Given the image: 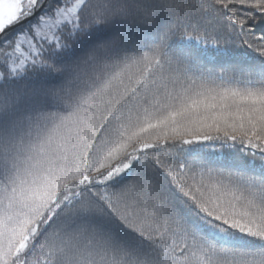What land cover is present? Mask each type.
I'll use <instances>...</instances> for the list:
<instances>
[{"label": "snow or ice", "instance_id": "obj_1", "mask_svg": "<svg viewBox=\"0 0 264 264\" xmlns=\"http://www.w3.org/2000/svg\"><path fill=\"white\" fill-rule=\"evenodd\" d=\"M261 25L264 0H0V264H264Z\"/></svg>", "mask_w": 264, "mask_h": 264}, {"label": "trees", "instance_id": "obj_2", "mask_svg": "<svg viewBox=\"0 0 264 264\" xmlns=\"http://www.w3.org/2000/svg\"><path fill=\"white\" fill-rule=\"evenodd\" d=\"M264 27V25H261ZM227 62H236L240 65H259L261 57L252 49L238 48L236 51L227 54ZM210 161H214L217 156L225 158V162L231 159L229 150L221 149L219 145L204 150ZM242 159L245 161L249 170L259 174L264 172V159H261L260 154L257 153L252 156L251 152L242 154Z\"/></svg>", "mask_w": 264, "mask_h": 264}]
</instances>
